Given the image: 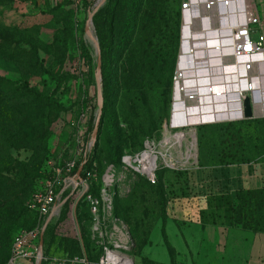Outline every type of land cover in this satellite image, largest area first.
<instances>
[{
  "label": "rangeland",
  "instance_id": "obj_1",
  "mask_svg": "<svg viewBox=\"0 0 264 264\" xmlns=\"http://www.w3.org/2000/svg\"><path fill=\"white\" fill-rule=\"evenodd\" d=\"M98 1L5 0L0 6V76L44 97L41 104L22 112L25 122L28 120L33 125L39 143L36 147L23 144L25 146L14 149L11 165L9 163L0 175V211H4L1 217L4 224L11 227L0 235V264H9L15 237L39 223V215L27 206L32 194L42 190L67 163L81 164L86 152L91 153L90 123L95 121L98 111L97 53L85 27L89 11ZM122 3V0H107L93 16V33L100 46L104 45L102 67L106 72L102 71L103 88H106L103 126L91 165L94 176L86 187L79 186L75 190L64 209L47 226L42 247L20 264H37L38 253H42L41 264H81L78 261L85 257L89 264L98 261L104 241L94 235L93 219L84 230V240L78 218L88 217L90 211L86 201L81 199L85 189L106 205L107 212L103 214L111 225L110 240L123 244L119 250L129 256L130 264H165L148 259L143 245L152 238L157 222L162 221L164 201L168 199L166 193L171 190L166 176L173 175L178 187L189 190L202 169L264 162L261 89L244 100L245 109L248 101L251 112L242 119L209 122V117L204 120L197 111V117L188 121L190 124L176 120L178 114L185 116L183 109L176 110L184 108L185 103L192 108L201 104L203 112H211L214 102L213 97L206 94L197 96L188 92L186 96L195 97L193 101L184 98V102L179 96L181 82L176 77L178 67H183L186 60L180 57L182 36L189 37L184 28L186 13L181 11L178 46L176 31L170 26L156 36L154 45L148 50L140 46L133 50L130 40L123 39ZM202 22L207 28V18L194 19L196 30L202 28ZM222 22L229 26L225 18L213 19V26L218 27L220 23L222 26ZM202 36L194 38L200 40ZM229 39L226 38L230 44ZM149 54L158 56L151 69L157 75L147 72V65L153 63L146 61L144 64ZM192 59L188 66H193ZM202 62L199 60L197 65L202 66ZM226 63L233 65L231 55L226 57ZM141 68L144 78L135 80V70ZM209 69H212L209 73H216L217 70L221 72L222 67ZM201 70L199 68V75L204 73ZM195 75L193 70L188 71L185 79L192 90L195 85L204 83L205 77L194 78ZM221 109L225 106L218 109L219 113ZM146 150L157 156L156 183L148 179L136 160L137 155ZM108 174H113L109 184L106 182ZM162 185L166 191L163 198L157 190ZM253 198V203L261 201L263 205L259 220L264 223V192ZM13 203H18V216L14 213V217L5 214ZM248 214L245 211L241 224L229 233L233 241H228L225 248L232 246L233 252L227 250L224 263L264 264V241L259 238L264 232L253 230L251 225L256 223L257 215L249 218ZM248 223L251 224L246 225ZM159 235L156 230L154 237ZM253 245H256L254 258ZM156 246L146 249L151 255L162 258V250ZM164 251L169 258L167 250ZM175 264L183 263L176 261Z\"/></svg>",
  "mask_w": 264,
  "mask_h": 264
},
{
  "label": "trees",
  "instance_id": "obj_2",
  "mask_svg": "<svg viewBox=\"0 0 264 264\" xmlns=\"http://www.w3.org/2000/svg\"><path fill=\"white\" fill-rule=\"evenodd\" d=\"M122 16H123V23H124V32H123V39L130 40V45L133 50H136L138 46L142 47V49L150 48L154 45V40L156 36L163 31L165 27L172 26L173 30L176 31V40L177 46L180 40V19H181V3L180 0H122ZM5 2V0H0V6ZM180 4V5H179ZM175 8V10H173ZM173 11V13H172ZM172 13V15H171ZM173 21V22H172ZM104 45L101 44V50L103 51ZM103 53V52H102ZM176 54H177V47H176ZM175 55V54H174ZM146 56V55H145ZM176 56V55H175ZM158 56L153 57L152 54L146 56L144 64L146 61H150L153 63H149L147 66V72L151 73V75L155 72L151 69L156 64ZM143 68L140 70H135V80L144 78L145 73L142 71ZM150 69V70H149ZM103 73L105 69L102 67ZM141 72V73H140ZM140 73V74H139ZM106 74V72H105ZM139 74L140 76H138ZM157 75V72H155ZM134 80V83L136 82ZM105 84V83H103ZM142 89V87H140ZM106 88L104 89V100L106 94ZM44 97L41 96L39 93L35 92L33 89L27 86L16 85L14 81L5 79L4 77L0 76V175L6 169V166L12 161V151L17 149L18 147L30 145L36 147V143H39L38 138H35L33 132V125L28 123V120L25 122V117L22 112L27 108H34L41 104ZM105 106V104H104ZM105 107H103V112ZM94 122L91 121L90 123V130L93 131ZM29 125L27 127L26 125ZM103 126V117L101 119L100 131L99 135L102 132ZM99 139V136H98ZM25 144V145H23ZM98 140L95 146L93 147L91 153L88 154V160L85 164L84 170L82 172L83 179L87 178L86 172L91 167L94 157L96 155V151L98 148ZM79 164H77V170L79 168ZM226 166V165H224ZM222 167L220 166H213L211 168L202 169V173H206V171H210L216 168ZM29 169L26 170L28 172ZM205 175V174H204ZM203 175V176H204ZM157 176V175H156ZM204 179L205 176H204ZM166 180L169 181V186L171 188L170 193H166L167 201H164L165 209L161 214L162 221L170 217L171 209L170 204L176 201V199H180L181 204L180 207L184 208H191V206H197L199 208L200 217H202V221L215 223L219 222V219L225 218L227 216L225 212V205L223 203V197L218 196L216 191L209 190V193H198L197 195L194 193L193 187L191 185V189L186 190V188L178 187V183L174 182L173 175H167ZM156 183V182H155ZM159 195L163 198L165 195L164 186H158ZM264 192V187L261 188H250V189H239L235 195V203H232L231 200L228 201L229 204V218L231 219L232 226H239L241 224V215L247 211L249 214V218H253L254 215H257L256 223L251 225L253 230L258 232H264V223L261 220L260 212L263 207L261 201L256 203L254 201V195H257ZM192 195H189L191 194ZM88 194H92L88 191L85 195H82V200L86 201L89 208V213L87 212V216L82 215L78 216L79 222L81 223L82 227V236L85 240L84 230L90 226L89 222L94 220L93 214L91 212V208L89 202L86 198ZM225 194V192L223 193ZM222 194V195H223ZM68 194L65 195V197ZM93 195V194H92ZM97 197L96 195H93ZM72 197L70 196L63 206L67 205L69 200ZM179 201V200H178ZM264 202V200H262ZM2 205V203H0ZM28 206V205H27ZM80 206V204H79ZM78 206V212H79ZM253 206L255 209H253ZM18 207V203L14 205L11 204L10 208L5 211V214L10 216V214L14 217V213L17 214L16 208ZM29 208V207H28ZM169 209V211H167ZM61 210V211H62ZM0 211V235H3L5 230H11L10 225L4 224V220L1 217ZM13 214H12V213ZM92 214V216H91ZM93 219V220H92ZM93 224V223H92ZM248 223L246 225H250ZM261 226V228H260ZM7 227V228H6ZM154 228V227H153ZM92 229V228H91ZM163 235L168 247L169 253L171 255V263L175 264V249L169 243L165 231V227H163ZM149 240L144 243V245L148 244ZM143 245V246H144ZM150 259V258H148ZM152 260V259H150ZM153 261V260H152Z\"/></svg>",
  "mask_w": 264,
  "mask_h": 264
},
{
  "label": "built area",
  "instance_id": "obj_3",
  "mask_svg": "<svg viewBox=\"0 0 264 264\" xmlns=\"http://www.w3.org/2000/svg\"><path fill=\"white\" fill-rule=\"evenodd\" d=\"M249 1L250 0H183L181 4L182 11L184 13H189V15L191 14L193 21L194 19L200 18V15L205 13V11L211 13L212 21L213 19H221L229 15L227 23L230 28V35L228 37H230V45L232 46V53L229 55L233 57V73L236 74L234 90L229 94V99H233V110H244V112V100L250 94L260 89L258 87L261 71L260 67L264 64V19L251 11ZM183 40L184 36H182V44ZM229 55L227 54L224 56L223 61L225 63L226 57ZM180 70V67H178V76L176 80L179 77L183 82L182 90L186 95L188 92H194L196 95L198 93L202 95L212 92H215L218 96L224 94V85H222V83H217L214 79L216 84L213 83V85H211L208 81L206 85H201L200 83L199 86L195 85L193 90L189 89L185 81L186 75ZM181 109L183 108H177L176 110ZM219 112L218 109L215 113L211 112L209 115V122L232 121L242 119L246 116V113L233 116L226 111H221L222 113ZM76 173L77 162L71 161L67 163L64 170H57L52 176V179L46 183L42 190L35 191L32 194L27 205L31 211L39 215L40 220L34 228L23 230L15 237L9 264H20L21 260L33 257L35 251L40 249L41 233L49 218L51 217V220L48 225L60 214L63 206L68 198L74 194L75 190L79 186L84 185L86 187L89 180L94 176L92 167L87 170V178L82 181L76 178ZM147 177L152 183L156 182V173L147 175ZM87 192L88 190L85 189L82 195H85ZM66 194L68 195L65 197ZM86 198L94 216L92 231L94 235L101 237L104 241H102L103 253L98 261L91 264H125V260L118 256H121L122 252L119 249L123 244L118 241L110 240L113 235L111 231H109L111 225L103 214L107 212L106 205L103 204L99 197H94L92 194H88ZM115 227L117 226L115 225ZM116 254H118L117 257ZM110 256L114 257L111 258ZM78 262L81 264H89L86 257Z\"/></svg>",
  "mask_w": 264,
  "mask_h": 264
},
{
  "label": "crops",
  "instance_id": "obj_4",
  "mask_svg": "<svg viewBox=\"0 0 264 264\" xmlns=\"http://www.w3.org/2000/svg\"><path fill=\"white\" fill-rule=\"evenodd\" d=\"M250 9L253 13L264 19V0H250ZM205 174V175H204ZM206 179H204V176ZM264 187V162H246L222 166L206 173H199L193 190L197 195L201 192L209 193V190L216 191L218 196L223 197L225 212L227 216L219 219L217 224L202 221L197 206L182 208L180 199L170 204L171 215L165 222H157L153 229L152 238L144 245L145 254L156 262L170 264L171 255L166 245L163 227H165L167 239L175 249V262L183 264H232L229 261L224 263L223 257L227 250L233 252V247L225 248L226 244L232 242L229 233L236 228L232 226L229 218V204L231 200L235 203V195L239 189H254ZM225 192V194H223ZM223 194V195H222ZM189 195H192L189 194ZM179 200V201H178ZM156 230L160 235L155 238ZM264 241V234L259 235ZM258 238V240H260ZM255 241V239H254ZM152 242V244H151ZM159 245V246H156ZM153 246L160 247L162 258L151 255L147 249ZM147 248V249H146ZM169 255L166 257L165 251ZM256 245H253L252 256L255 257ZM226 250V251H225Z\"/></svg>",
  "mask_w": 264,
  "mask_h": 264
},
{
  "label": "bare ground",
  "instance_id": "obj_5",
  "mask_svg": "<svg viewBox=\"0 0 264 264\" xmlns=\"http://www.w3.org/2000/svg\"><path fill=\"white\" fill-rule=\"evenodd\" d=\"M204 14L205 16H203ZM204 14L200 15L201 16L200 20H203V18H207L208 27L205 28L204 26L206 23L202 22L201 23L202 28L196 30V28L193 26V20H192L191 14L189 15V13H186L184 28L187 30L186 31L187 36L189 37L184 36L181 58L182 59L186 58V60L182 64L183 67H180L181 69L180 71H183L184 74L186 75L185 79L188 78L187 77L188 71H192V70L196 74L195 78H201L202 76L205 77L203 79L204 83H202L201 85L208 84V81L210 82L211 85H213V83L216 84L215 81H217V83H222V85H224V88H225V92L223 95L221 94L218 96L216 95L215 92L206 94V95H211L214 99L213 108L211 107L213 110L211 112L215 113L217 109H219L220 107L224 105L225 109H221V111H226L230 115H238V114L240 115L241 113H245L244 110H233V103H234L233 99L229 100V94L232 93V91L234 90L236 74L233 73V65H231V63H225L223 61L224 56L227 54L229 55L232 52V46L229 44V41L226 40V38L230 35L229 34L230 28L228 26H225L224 22H222V26H221V23H220V26L218 27L213 26L211 13L208 11H205ZM223 18H226V21H228L229 15ZM223 21L225 20L223 19ZM198 31L199 32L202 31V34L204 37ZM196 35L202 36L200 37L201 39L197 40L199 37L194 38V36ZM203 40L205 41V43L202 42ZM203 44H206V45L203 46ZM190 59H192V62H193L192 67L188 66V63L191 61ZM199 60L203 61L201 63L202 66L197 65ZM219 62L220 64H217ZM218 65L222 67L221 72L217 70L219 73L218 72L209 73V71L210 72L212 71V69H209V68H212L213 66L219 67ZM199 68L203 69V71L201 70L202 72H204L202 75L198 74ZM260 69L261 71H260L258 87L261 89V99L259 102L261 104L262 109L264 110V64L261 65ZM177 80H180V78L178 77ZM180 82H181V85L179 86L180 87L179 96H182V101L183 102L185 101L184 98H188L190 101H193L192 99L195 97V95L191 94L192 99H190L191 95L186 96L185 92L182 90L183 82L181 80ZM199 85L200 83L197 84L196 86H199ZM189 88H192V87H189ZM197 96H200V94L198 93ZM223 96H226L227 99L225 100ZM184 105L185 106L183 110L185 111V116L183 114H178L176 117V120L178 119V121L180 120L181 122H184L185 120L188 124H190L188 121L194 120L197 117L196 115L197 111L199 112V115L200 117H202V119H204V117L208 118L211 113L208 110H205L203 112L201 108V104L198 105V108L188 107L186 103ZM189 151H191V149H189ZM190 155H192L191 152H190ZM136 160H138V162L141 164L139 166L141 167V170L144 173H146L147 175H152L155 173V170L157 169V156L152 151L146 150V151L141 152L140 154L137 155ZM112 180H113V176L111 174H108L106 177V182L109 184L112 182ZM117 255L118 254H116V257ZM118 256L125 260V264L131 263L130 258L127 254L121 253V256L120 255ZM110 257L113 258L114 256L113 257L110 256Z\"/></svg>",
  "mask_w": 264,
  "mask_h": 264
},
{
  "label": "water",
  "instance_id": "obj_6",
  "mask_svg": "<svg viewBox=\"0 0 264 264\" xmlns=\"http://www.w3.org/2000/svg\"><path fill=\"white\" fill-rule=\"evenodd\" d=\"M106 1L107 0H99L98 3L95 5L94 9L89 11V17H88L86 27H85L87 35L95 44L96 53H97V67H96L95 77H96V82H97L98 111H97L96 118H95L94 128H93V131L91 134L90 151H92L93 147L95 146V144L97 143V140H98L100 125H101V119H102V113H103V107H104V88H103V77H102V50H101V46H100L98 38L93 33L92 24H93L94 14L106 3ZM250 112H251V107L247 101L245 113L247 115ZM87 160H88V152H86L85 157H84L83 161L81 162V164L79 165V168H78L77 173H76V178L80 181L83 180L82 172L84 170L85 164L87 163ZM50 220H51V217L49 218V220L47 221V223L45 224V226L42 230L41 239H40V243H41L40 248L43 245L45 230H46ZM41 262H42V253L39 254L37 264H41Z\"/></svg>",
  "mask_w": 264,
  "mask_h": 264
}]
</instances>
